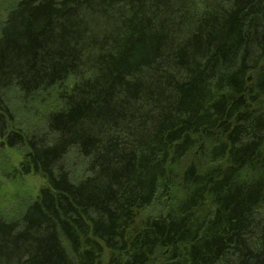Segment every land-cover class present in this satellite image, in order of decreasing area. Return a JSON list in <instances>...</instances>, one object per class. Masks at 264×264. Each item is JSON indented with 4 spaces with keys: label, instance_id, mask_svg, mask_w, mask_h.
<instances>
[{
    "label": "trees",
    "instance_id": "trees-1",
    "mask_svg": "<svg viewBox=\"0 0 264 264\" xmlns=\"http://www.w3.org/2000/svg\"><path fill=\"white\" fill-rule=\"evenodd\" d=\"M70 77L51 138L14 123L5 88ZM16 146L44 184L0 218V264H264V0H19L0 30Z\"/></svg>",
    "mask_w": 264,
    "mask_h": 264
},
{
    "label": "rangeland",
    "instance_id": "rangeland-1",
    "mask_svg": "<svg viewBox=\"0 0 264 264\" xmlns=\"http://www.w3.org/2000/svg\"><path fill=\"white\" fill-rule=\"evenodd\" d=\"M19 0H0V30L5 24L8 12ZM74 79L69 78L61 85L49 89L24 94L15 84L5 88L1 93L11 110L14 123L28 136L51 138L47 130V116L51 111L62 108L63 97L67 94ZM26 148H0V218L7 221L21 219L25 209L38 196L44 180L38 175H21L14 173ZM75 181L84 178L88 173L87 162L76 149H72L62 160Z\"/></svg>",
    "mask_w": 264,
    "mask_h": 264
}]
</instances>
